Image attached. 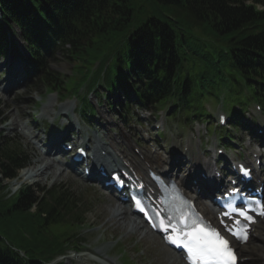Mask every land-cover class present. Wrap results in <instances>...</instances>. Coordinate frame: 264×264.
<instances>
[{"label":"trees","instance_id":"1","mask_svg":"<svg viewBox=\"0 0 264 264\" xmlns=\"http://www.w3.org/2000/svg\"><path fill=\"white\" fill-rule=\"evenodd\" d=\"M136 1L0 0V58L15 55L60 100L85 81L94 94L103 84L127 114L162 109L202 120L211 117L207 102L227 97L237 125L250 103L264 107V0ZM57 53L73 62L68 75L48 65ZM83 104L90 121L94 108ZM29 159L0 134V264H66L54 260L82 244L84 202L62 184L11 192Z\"/></svg>","mask_w":264,"mask_h":264},{"label":"rangeland","instance_id":"2","mask_svg":"<svg viewBox=\"0 0 264 264\" xmlns=\"http://www.w3.org/2000/svg\"><path fill=\"white\" fill-rule=\"evenodd\" d=\"M143 4L144 0H137L133 6ZM20 48L23 50L21 46ZM48 62L52 70L64 75H68L74 69L72 68L73 62L62 53H57L53 57L48 56ZM97 64L98 62L93 64L90 76L94 74L93 71ZM12 66L17 67L16 70L20 71L18 73L14 72ZM29 72L23 62L20 63L13 54L0 58V134L3 137L12 139L24 152L29 154L28 164L30 167L34 165L36 155L39 153L46 154L43 152L48 150V142L52 138H56L58 133H65V139L69 142H83L84 144L88 143L87 139H99V141L107 142L103 136L106 133L107 135L119 136L122 132L131 135L133 139H136L145 147L149 143L155 144L157 154H160L164 160L169 155H177L173 173L181 175L194 173L193 171H197L206 164L209 157H216L214 147L221 145L218 141L221 132L218 133L217 128L215 133L211 132L215 124L214 118H210L205 125L197 120L185 122L182 114L169 117L167 111L153 113L154 110L147 112L132 109L131 114L127 115L126 120L123 121V115L125 114L120 110L117 102L120 97L118 98V95H116L117 98L112 99V96L107 95L104 86L98 88V93L89 94L88 88L92 87V84L85 81L84 84L79 86L76 96L69 95L66 100L59 102L60 96L54 91H47L46 86L38 80H34ZM93 80L95 81L92 82L95 83L96 79ZM66 81L74 85L77 77L72 74L70 77H66ZM86 96L90 97V101L95 108L91 123H83L76 114L77 110L73 111L72 108L74 105L78 107L81 98ZM226 100L227 97L223 99L224 108L227 106ZM65 105H72L67 118L52 115L53 111L59 112L60 108ZM261 107L263 108V106ZM47 108L52 111L48 112ZM206 108L211 116H215L221 107L216 101H209L206 103ZM253 108L254 104L251 103L247 106L246 111H243V117L246 118L242 122L244 124L237 129L238 133L236 134L237 140L243 145L245 157L248 152V145L245 147L244 144H249L253 149H256L255 142L259 144L261 142V139L258 140V138L249 135L251 132L249 127H256L258 124L264 125V112L257 114ZM17 110L24 113L18 116ZM249 120L252 121L251 126L247 124ZM70 121H72L71 124ZM190 123L192 124L190 125ZM155 124L160 125V128L155 129ZM245 124L247 127L244 126ZM193 126L198 127L199 132L198 134L197 132L194 133L195 136H191L192 133L188 132ZM205 126L210 127V132L206 133ZM161 130L164 133L160 132ZM146 132L150 134L147 135ZM157 132L161 135V138L153 139ZM228 132L231 133V131ZM31 134H36V138L38 137L43 142L34 145L32 137L28 136ZM184 144H188L187 150H182ZM122 148L126 149L124 145ZM150 148L152 147L150 146ZM62 159L65 163H69V155L68 157L61 156ZM23 170H18L15 180L10 181V183L8 181V188L11 189V192L17 191L24 184L34 188H49L53 185L62 184L75 191L77 196L84 202L86 222L81 227L82 238L80 240H83L82 245L73 244L76 246L69 248L65 255L58 256L54 262L64 260L66 264H100L94 260L85 261L77 258L79 255L86 256V258L92 257L91 255L96 253L102 258L112 259L114 264H184L176 252L166 247L159 236L149 232L146 228H143L144 232L141 229L130 231L124 228L123 225L118 226L117 223L109 220L111 217L109 209L112 206H117L118 202H116L114 195L110 194L102 185L79 177L71 169L60 177H54V171L58 170L53 167L50 170L51 173L53 171L52 174L44 178H38V180H24L21 177ZM202 179L196 178L192 184L193 187L198 188L203 182ZM189 181L191 182L190 178ZM4 183L1 182V185H4ZM199 192L203 194L206 189L201 188ZM258 232L261 238H264V223L260 225ZM245 247L249 248L252 254L257 253L258 263L261 264V256L264 253V240H251ZM73 249L76 251H73ZM260 250L262 251L258 253ZM172 259H175V261L172 262Z\"/></svg>","mask_w":264,"mask_h":264},{"label":"bare ground","instance_id":"3","mask_svg":"<svg viewBox=\"0 0 264 264\" xmlns=\"http://www.w3.org/2000/svg\"><path fill=\"white\" fill-rule=\"evenodd\" d=\"M12 68L14 69V72H19V70H16L15 66H12ZM10 86V85H9ZM4 88V87H3ZM11 88V87H8ZM5 89V88H4ZM66 106V107H65ZM62 106L59 110V112H52V115L55 114L56 117L58 115L63 116V117H68V111L69 109L72 107V105H65ZM48 112H50V110L47 108ZM46 110V111H47ZM18 111V116H20L21 114H23L24 112L22 111ZM72 121H70L71 124ZM24 134L22 133V136ZM27 135V134H26ZM59 135V133H58ZM58 135L56 137H58ZM31 136L33 139V144H39L43 141H41V139H38V137L36 138V134H31L28 135ZM104 139H106L108 142H100L99 140H94V143L91 146L90 149V155L92 156V160L90 161V164H96V166L94 168H97L99 165H103L105 167L106 170H108V167L111 166V163L109 162V158H111V160L114 161H120V163H129L132 167L137 168V170L139 171V173H144L148 167H153V165H155L159 170H163V168L167 169L169 168L170 163L168 162H163V161H159L158 158H154L151 157L149 154H143V157L140 158L139 156L132 154L131 156H128V153L125 149L120 150L119 146H121V144H125L128 148V150H130V142L128 141V139L126 138L124 133H120V135H107L104 134ZM31 139V138H30ZM57 139V138H56ZM56 139L52 138V140L48 143L49 147L56 145L55 141ZM103 139V138H102ZM53 148V147H52ZM112 149V151L110 150ZM101 150H106L108 153V156L105 157L101 154ZM54 152L56 154L53 153H49V155H45L43 156L41 153H39L38 155H36V160L34 161V165L32 167H27L24 168V170L21 173V177L25 180V179H32V180H38V178H44L49 176L51 173V169L54 167L56 168V170L58 171H54V177H60L62 174H64L65 172L67 173L69 169H71V166L66 165L60 158V151L59 149L56 147H54ZM116 152L120 153V155H123L121 157L116 156ZM209 162H206V166H204L205 172L207 173V181H213V178L211 176V171L209 172V170L207 171V167H209ZM206 167V168H205ZM170 168L172 170L175 169L174 165H170ZM93 178L97 179V181H99V177L96 176V173H92ZM186 178H189V175L186 174L184 175ZM186 186V185H185ZM212 185H204L202 184V188H208L211 189ZM187 190L196 197L198 204L200 205V208L202 209V211H204L206 213L207 216L211 215V208L210 205L206 202L205 198H201L200 194L197 193V190L195 189H191L190 187L186 186ZM209 193L210 191L207 190ZM127 209V210H126ZM109 213L111 214V217L109 218V220L114 221V223H117L118 226L119 225H123L124 228L130 230V231H136L137 229H141L143 231V227L140 225V222L137 220V218L133 215H131L132 213L130 212L129 208L125 205L124 202L120 201L118 198V205L117 206H112L109 209ZM113 223V224H114ZM144 232V231H143ZM146 234V232H145ZM262 250L258 251V253H260ZM238 252L241 256V259L244 260H248L246 262H244L243 264H258V257L256 256L257 253L252 254L251 250L249 248H246L244 246H241L238 248ZM92 257H88L86 258V256L83 255H79L77 258L80 260H87V261H96L100 264H114V262L112 261V259H108V258H102L100 257L98 254H92ZM172 262L175 261V259L171 260Z\"/></svg>","mask_w":264,"mask_h":264},{"label":"snow or ice","instance_id":"4","mask_svg":"<svg viewBox=\"0 0 264 264\" xmlns=\"http://www.w3.org/2000/svg\"><path fill=\"white\" fill-rule=\"evenodd\" d=\"M172 242L187 249L193 264L200 260L208 264L209 257L212 258V264H228L229 260L235 264V256L229 247V242L219 233H205L203 229H200L194 233H185L183 240L177 238Z\"/></svg>","mask_w":264,"mask_h":264}]
</instances>
